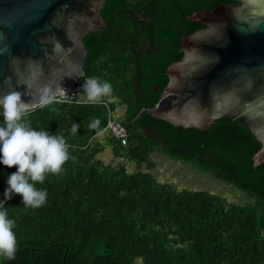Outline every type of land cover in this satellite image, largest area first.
I'll return each instance as SVG.
<instances>
[{
    "label": "trees",
    "instance_id": "16d2710c",
    "mask_svg": "<svg viewBox=\"0 0 264 264\" xmlns=\"http://www.w3.org/2000/svg\"><path fill=\"white\" fill-rule=\"evenodd\" d=\"M242 1L106 0V26L84 37L88 57L77 83L89 77L111 83L128 143L102 132L104 101L118 108L109 97L53 99L32 109L25 119L37 131L63 136L70 158L61 172L35 183L47 191L39 208L25 207L19 194L5 199L17 167L0 163V210L15 221L17 240L14 258L0 256V264H264V162L255 166L262 147L256 134L229 116L206 127L138 116L159 102L169 66L184 57V36L207 28L188 16ZM93 119L98 129L88 128ZM73 123L80 125L76 134ZM108 146L110 162L102 157ZM156 153L232 184L249 200L159 180L152 172Z\"/></svg>",
    "mask_w": 264,
    "mask_h": 264
},
{
    "label": "water",
    "instance_id": "95a60500",
    "mask_svg": "<svg viewBox=\"0 0 264 264\" xmlns=\"http://www.w3.org/2000/svg\"><path fill=\"white\" fill-rule=\"evenodd\" d=\"M105 2L0 0V94L24 93L35 109L44 88L53 97L78 82L88 57L84 37L106 26ZM188 18L207 28L184 36V57L169 66L159 102L138 116L147 112L184 127H206L223 116L240 120L262 143L257 166L264 162V0L222 4Z\"/></svg>",
    "mask_w": 264,
    "mask_h": 264
},
{
    "label": "clouds",
    "instance_id": "9594fccd",
    "mask_svg": "<svg viewBox=\"0 0 264 264\" xmlns=\"http://www.w3.org/2000/svg\"><path fill=\"white\" fill-rule=\"evenodd\" d=\"M82 87L90 102H96L112 92L110 82L92 77L85 79ZM42 92L40 106L51 103L54 98L49 95V90L44 88ZM27 94L31 96L29 91ZM22 95L24 93L15 90L0 94V115L3 116V123L0 124V163L9 168L17 167V171L7 177L8 187L4 197L11 199L13 194H19L25 207L39 208L46 203L47 191L36 188L35 183H43L46 173L61 172L70 158L69 146L61 135L32 128L25 117L36 105L33 99L25 102ZM100 123L99 119H93L88 128L98 129ZM79 127V124L73 123L71 133L76 134ZM14 227L15 221L8 218L7 209L0 210V256L6 259H13L17 250Z\"/></svg>",
    "mask_w": 264,
    "mask_h": 264
},
{
    "label": "rangeland",
    "instance_id": "374dc122",
    "mask_svg": "<svg viewBox=\"0 0 264 264\" xmlns=\"http://www.w3.org/2000/svg\"><path fill=\"white\" fill-rule=\"evenodd\" d=\"M109 98V101L114 102L118 106L117 111L116 109L114 111L115 114L122 113L123 107L119 105L117 97L113 94ZM108 149H111V146H108ZM154 158L156 168L152 172L161 181H171L178 188L206 189L223 195L230 201L243 202L249 200L244 192L232 184L220 181L212 174L206 173L195 166L184 164L159 153H156Z\"/></svg>",
    "mask_w": 264,
    "mask_h": 264
},
{
    "label": "built area",
    "instance_id": "2783aa9c",
    "mask_svg": "<svg viewBox=\"0 0 264 264\" xmlns=\"http://www.w3.org/2000/svg\"><path fill=\"white\" fill-rule=\"evenodd\" d=\"M82 83H72L66 85L62 90L58 91L53 98L63 101H77L82 97L86 96L83 93ZM104 104H107V125L104 128V132H109L113 137L120 139L123 144H126L129 137V132L126 127L118 121V117L115 115V112L110 108L107 101H104Z\"/></svg>",
    "mask_w": 264,
    "mask_h": 264
},
{
    "label": "crops",
    "instance_id": "0c3cea01",
    "mask_svg": "<svg viewBox=\"0 0 264 264\" xmlns=\"http://www.w3.org/2000/svg\"><path fill=\"white\" fill-rule=\"evenodd\" d=\"M111 95H113V93H111L109 96H105V97H110ZM107 99V98H106ZM108 101L110 100V98H108L107 99ZM122 113H123V111H122ZM122 113H117V119H118V121H120L121 123H122V121L120 120V116H122L123 114ZM123 124V123H122ZM124 125V124H123ZM125 126V125H124ZM126 127V126H125ZM126 129H127V127H126ZM128 130V129H127ZM129 132V131H128ZM108 132H103V134H107ZM110 134V133H109ZM111 135V134H110ZM129 135H130V133H129ZM102 136V134H100V137ZM120 140V139H119ZM128 140H129V137H128ZM122 142V141H121ZM127 143H128V141H127ZM126 143V144H127ZM123 144V143H122ZM126 144H124V145H126ZM105 154L102 156L103 158H104V161H106V162H110L111 160H113L114 159V157H113V153H112V150L111 149H107L105 152H104ZM115 162V161H114Z\"/></svg>",
    "mask_w": 264,
    "mask_h": 264
}]
</instances>
